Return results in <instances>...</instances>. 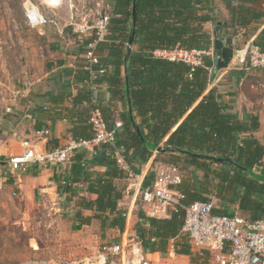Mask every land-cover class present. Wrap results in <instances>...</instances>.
I'll return each mask as SVG.
<instances>
[{
	"label": "trees",
	"instance_id": "trees-1",
	"mask_svg": "<svg viewBox=\"0 0 264 264\" xmlns=\"http://www.w3.org/2000/svg\"><path fill=\"white\" fill-rule=\"evenodd\" d=\"M257 1L238 0L232 4L231 0H224L232 29L245 28L264 17V11L252 8ZM113 2L110 35L98 46L99 51L106 53L104 59L100 57L105 72L97 76L95 83H106L111 96H120L133 117L131 121L128 111L122 116L123 128L117 136L116 148L123 151L127 163L135 171V163H146L154 150L162 147L168 165L176 166L182 172V182L176 189L184 196L183 205L206 201L202 195L214 182L221 203H237L246 221L263 218L264 183L251 176L255 167L264 168V146L253 136L259 127L257 120H238L227 111L215 89L205 92L209 80L207 69L211 68L208 58L204 60L203 68H192L153 56L156 50L175 46L188 50L209 49V35L202 25L211 21V17L199 14L202 0H136L134 25L131 18L133 0ZM259 5L264 10V2ZM132 32L133 44L128 49ZM254 44L264 51V29ZM108 66L113 72L108 71ZM86 78L87 74L81 69L75 74L78 83H84ZM92 95L89 89L81 88L71 99V108L64 109L65 112L53 111L58 118L65 113L62 116L71 124L73 141L89 140L93 136L89 124L90 112L95 106ZM63 97V94L48 96L47 101L57 107ZM75 117L78 118L73 120ZM135 128L139 129L140 136ZM98 149L106 170L98 182L88 184L89 192L96 195V199L80 200L79 205L97 213L94 217L101 221V229L116 228L122 233L125 217L117 208L122 192L114 180L124 176L116 168L112 149L107 146ZM190 167L203 173L198 184L193 183V174L192 178L189 176ZM213 213L233 216L225 209ZM183 215L179 210L168 220L154 219L146 217L139 208L134 241L145 254L164 257L171 245L175 255L190 257L188 239L181 232ZM76 219L80 225L89 221L80 218V214Z\"/></svg>",
	"mask_w": 264,
	"mask_h": 264
},
{
	"label": "crops",
	"instance_id": "crops-1",
	"mask_svg": "<svg viewBox=\"0 0 264 264\" xmlns=\"http://www.w3.org/2000/svg\"><path fill=\"white\" fill-rule=\"evenodd\" d=\"M25 1L22 0V4ZM30 1L37 3V0ZM261 2L264 0H258L252 5V8L264 11L259 5ZM199 6L201 8L199 14L211 17V21L202 25L203 31L209 35L210 47L215 22L220 21L227 24L223 28L222 34L233 37L235 48L238 50L242 49L245 43L254 42L264 29V17L252 21L245 28L232 29L230 14L224 0H202ZM20 35L11 28L8 32L2 31L0 37L1 41L7 42L9 47L13 46L9 49L15 52L16 45H18L15 42L18 43ZM15 37L16 41H14ZM26 38L27 45L19 44L20 47L22 46L21 50L27 55L21 66L20 63L15 64V62H9L6 59L9 56L2 50H8L7 46L1 45L3 49L0 48V88L7 95L5 109H8L7 112L0 104V176L3 177V188L12 190V193L16 194L14 197H17V201L26 207H40L46 213L59 212L57 217L66 222L71 232L82 235L90 234L83 238H89L86 239V242L92 246L100 242L101 236L106 233L107 238L110 239L111 236L115 244L129 247L131 244L137 243L134 241V229L138 222L139 203L138 194L132 186V181L124 178L114 180L115 186L122 192V198L118 202L117 208L126 214L122 233L116 228L101 229V221L94 217L97 213L79 205L80 200L94 201L96 199V195L89 192L88 184L89 182H98L106 170L103 157L98 153L99 149H79L64 165L35 163L17 171L8 170V160L23 154L26 150L24 142L29 143V147L36 153H44L61 148L72 140L71 124L62 116L65 113H61V117L58 118L53 111L62 110L65 112L64 109L71 108V99L77 95L78 90L87 88L84 83L75 81V74L82 68L83 61L81 51L71 46L66 36L57 34L49 25L33 30ZM25 46L29 48V52L26 51ZM98 53L99 57L104 59L105 50L100 49ZM207 60L211 63V68L208 71L209 80L205 92L215 89L220 96V101L227 106V111L235 115L238 120L249 122L251 119H256L259 127L253 136L264 146V71L239 70L230 66L216 69L215 58L214 61L209 58ZM19 69L27 71L29 74L27 79H21L20 86L14 81H7L10 78L9 75L14 71L20 72ZM108 71L113 72L110 66H108ZM35 73H38L39 76ZM121 76H123L122 69ZM119 89L123 90L122 87ZM91 92L95 104L102 109L106 122H110L108 125L116 120L122 121L121 118L127 111L129 114L128 104L120 96L112 97L106 83L97 84ZM57 94H63V102L57 107H53L47 101V97ZM67 94L68 97L65 96ZM53 118L55 121H52ZM76 118L78 117L73 120ZM39 130H47L48 136L46 138L36 136L35 132ZM159 148L162 149V147ZM130 153H128L129 156ZM160 164L168 165V157L165 153L156 152V150L146 163L134 164L135 172L143 180L144 185L151 183L154 170ZM213 168L219 170L216 166ZM188 171L191 178L192 174L194 175L193 183L198 184L203 174L202 171L193 167H190ZM251 176L259 180L260 183H264V168L262 166L255 167L251 171ZM210 185L208 191L202 196L207 199L206 201L211 200L214 203V211L223 212L225 209L228 214L245 218L237 203L230 205L221 203L216 196L215 183ZM127 191L128 194H126ZM77 214H80V218L89 221L80 225L79 219H76ZM108 218L111 219V216ZM31 240L34 241L36 247L33 249L40 250L38 240ZM171 252L173 253V250L170 245L168 253Z\"/></svg>",
	"mask_w": 264,
	"mask_h": 264
},
{
	"label": "built area",
	"instance_id": "built-area-1",
	"mask_svg": "<svg viewBox=\"0 0 264 264\" xmlns=\"http://www.w3.org/2000/svg\"><path fill=\"white\" fill-rule=\"evenodd\" d=\"M237 1L231 0L232 4ZM23 9L26 27L38 30L50 25L57 34L66 36L71 46L81 51V70L87 74L84 84L93 91L97 86V76L105 72L100 62L98 46L110 35V21L114 16L113 0H37V3L26 0L23 2ZM241 51L239 66L236 69L264 71V51L259 46L249 41ZM153 56L169 62H181L192 68H203L206 58L212 61L215 58L212 46L208 50H188L175 46L167 50H156ZM207 70L210 71V68ZM6 100L7 95L0 88V104L4 109ZM92 104H95L94 99ZM5 110L8 112V109ZM89 124L93 133L91 139L71 140L65 146L48 152L36 153L29 147V143L24 142L26 150L8 160V170L17 171L35 163L64 165L79 149L110 147L116 168L124 179L132 181V186L138 194L139 208L146 217L168 220L174 213L182 210L184 215L181 232L187 237L190 249L211 253L212 264H264V217L249 222L237 215L229 217L215 214L211 200L183 205L184 196L176 189L183 176L176 166L158 165L150 185L145 186L143 180L127 163L123 151L116 148V139L123 122L116 120L108 125L100 107L95 104L90 112ZM48 134L47 130L35 132L36 136L44 138ZM2 178L0 176V189L4 186ZM12 196L16 194L12 193ZM122 216L126 217V214ZM104 251L111 256H120L121 264H148L146 255L138 243L129 247L114 244ZM106 256L104 252L99 253L90 262L105 264Z\"/></svg>",
	"mask_w": 264,
	"mask_h": 264
},
{
	"label": "rangeland",
	"instance_id": "rangeland-1",
	"mask_svg": "<svg viewBox=\"0 0 264 264\" xmlns=\"http://www.w3.org/2000/svg\"><path fill=\"white\" fill-rule=\"evenodd\" d=\"M24 20L22 0H0V35L2 31L8 32L11 28L16 34H21L18 43L16 37L14 39L18 44L15 52L9 49L13 46L9 47L7 42L1 41V37L0 48L3 49L1 45L7 46L8 50H2L9 56L6 59L15 64L20 63V66L25 62L27 55L19 44L27 45L26 37L33 32L26 27ZM25 47L29 52V48ZM19 71L9 75L7 81H14L20 86L21 79H27L29 74L22 69ZM35 74L39 76L38 73ZM57 215L59 212L46 213L40 207H26L17 201V197L12 196V190L0 189V264H93L90 260L102 252L107 255L105 264H121L120 256H111L104 251L115 244L111 236L109 239L107 233L104 234L100 242L92 246L86 242L89 238H83L90 235L89 233L82 235L71 232L66 222ZM31 239L38 240L40 250L33 249L36 247ZM191 252L190 257L175 255L172 252L164 257L159 254L145 255L148 264H212L211 253L195 249Z\"/></svg>",
	"mask_w": 264,
	"mask_h": 264
},
{
	"label": "water",
	"instance_id": "water-1",
	"mask_svg": "<svg viewBox=\"0 0 264 264\" xmlns=\"http://www.w3.org/2000/svg\"><path fill=\"white\" fill-rule=\"evenodd\" d=\"M135 1L133 0L132 6V25L135 23ZM226 23L223 22H215L212 29V50L215 55V67L216 69H224L227 67H232L234 69L239 66V59L241 57L242 51L241 49L235 48V39L231 36H224L222 34L223 28L226 27ZM134 33L132 32L128 38V49H131L133 44ZM232 65V66H231ZM130 120L133 121V117L131 112L129 111ZM135 132L138 136H140V132L138 128H135ZM142 140V139H141ZM152 148V147H151ZM154 150V148H153ZM156 152H165L161 148H157Z\"/></svg>",
	"mask_w": 264,
	"mask_h": 264
}]
</instances>
